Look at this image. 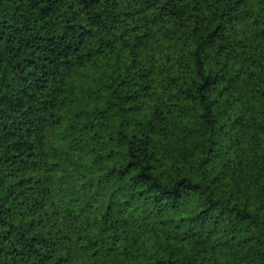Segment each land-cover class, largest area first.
<instances>
[{"label":"trees","instance_id":"1","mask_svg":"<svg viewBox=\"0 0 264 264\" xmlns=\"http://www.w3.org/2000/svg\"><path fill=\"white\" fill-rule=\"evenodd\" d=\"M0 264H264V0H0Z\"/></svg>","mask_w":264,"mask_h":264}]
</instances>
